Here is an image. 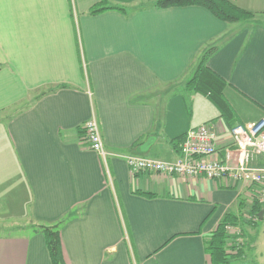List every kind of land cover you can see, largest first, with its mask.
<instances>
[{
  "label": "crops",
  "instance_id": "1",
  "mask_svg": "<svg viewBox=\"0 0 264 264\" xmlns=\"http://www.w3.org/2000/svg\"><path fill=\"white\" fill-rule=\"evenodd\" d=\"M98 1L0 0V229L17 227L0 235V264H51L35 227L59 221L65 264H210L206 242L225 217L244 242L233 260L264 264L253 187L132 174L124 159L174 162L186 131L211 123L223 160L229 128L264 117V0H227L254 15L237 23L156 0L89 14ZM205 54L226 115L186 86ZM92 118L106 164L81 144ZM255 204L262 220L243 222Z\"/></svg>",
  "mask_w": 264,
  "mask_h": 264
},
{
  "label": "built area",
  "instance_id": "2",
  "mask_svg": "<svg viewBox=\"0 0 264 264\" xmlns=\"http://www.w3.org/2000/svg\"><path fill=\"white\" fill-rule=\"evenodd\" d=\"M81 144L95 152L105 163L106 152L98 122L92 118L81 127ZM233 150H226L224 159H217V135L211 123H203L186 131L179 143V158L165 162L135 155L125 162L132 174L150 172L183 177L203 176L210 180L227 179L234 185L253 187V198L264 204V168L251 167L255 156L264 155V117L252 124H235L228 130ZM234 152V155H233ZM224 231L232 250L238 249L241 230L227 224ZM234 251V252H235Z\"/></svg>",
  "mask_w": 264,
  "mask_h": 264
},
{
  "label": "trees",
  "instance_id": "3",
  "mask_svg": "<svg viewBox=\"0 0 264 264\" xmlns=\"http://www.w3.org/2000/svg\"><path fill=\"white\" fill-rule=\"evenodd\" d=\"M108 0H99L95 8L89 11V14H96L107 9H114L120 13H125L124 8L107 6ZM154 8L168 7H185V6H200L208 10L216 19L226 23H237L251 19L254 15L239 9L234 4L227 0H156ZM209 53V52H208ZM206 53V54H208ZM201 58L193 77L186 83L187 87L204 94L208 93L210 99L223 110V115L228 113L229 107L222 97V89L224 81L208 70L205 66L207 55ZM82 134V132H81ZM255 217H259L258 213L262 210V205L255 204ZM229 218L225 217L210 235L206 242V251L210 257V264H228L233 257H237L240 253H226V244L228 237L224 231V227L229 224ZM62 221H59L51 226H36L45 239V244L48 250L51 264H65L62 258L61 245L59 239V228Z\"/></svg>",
  "mask_w": 264,
  "mask_h": 264
},
{
  "label": "rangeland",
  "instance_id": "4",
  "mask_svg": "<svg viewBox=\"0 0 264 264\" xmlns=\"http://www.w3.org/2000/svg\"><path fill=\"white\" fill-rule=\"evenodd\" d=\"M254 17V16H253ZM249 21H252L253 19L251 18V19H248ZM248 20H245V21H248ZM263 21V18L261 19H259L258 21H257V23H261ZM252 22H255V21H252ZM263 23V22H262ZM2 145V144H1ZM0 152H2L3 153V150H0ZM10 201H11V199H10ZM22 201H24V199H22ZM256 203V202H255ZM258 203V202H257ZM9 204V203H8ZM2 206V205H1ZM10 206V205H9ZM23 207H24V205H22ZM4 207V206H3ZM22 207V208H23ZM14 208V207H13ZM2 209H4V208H2ZM2 209H0V210H2ZM11 209V208H10ZM4 211H6V210H4ZM10 212H11V210H10ZM11 214H12V212H11ZM11 214H9V215H11ZM253 222V223H255L256 221H257V217H255L254 215L253 216H251V215H247V216H245V220L243 221V222H245V223H249V222ZM243 222H241V223H243ZM244 224V223H243ZM16 230H17V227H15V226H12V227H10V228H5V229H0V235H4V234H11V233H14V232H16ZM227 242H228V240H227ZM241 242H242V244H241V246L238 248V249H236V251L235 250H232L231 248H230V246H229V243L228 244H226V253L227 254H230V255H232L233 253H234V251H235V253L238 251L239 253L241 252L242 253V245L244 244V242H243V240H241ZM240 253V254H241ZM240 256V255H239ZM259 262H260V259H259ZM228 264H237L236 263V261H234L233 259L228 263Z\"/></svg>",
  "mask_w": 264,
  "mask_h": 264
},
{
  "label": "water",
  "instance_id": "5",
  "mask_svg": "<svg viewBox=\"0 0 264 264\" xmlns=\"http://www.w3.org/2000/svg\"><path fill=\"white\" fill-rule=\"evenodd\" d=\"M258 216H259V219L262 220V211L259 212Z\"/></svg>",
  "mask_w": 264,
  "mask_h": 264
}]
</instances>
